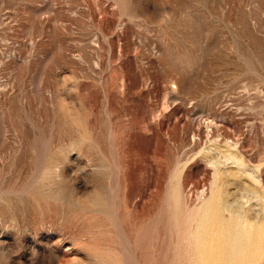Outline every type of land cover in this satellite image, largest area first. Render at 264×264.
<instances>
[{
  "label": "rangeland",
  "instance_id": "1",
  "mask_svg": "<svg viewBox=\"0 0 264 264\" xmlns=\"http://www.w3.org/2000/svg\"><path fill=\"white\" fill-rule=\"evenodd\" d=\"M0 264H264V0H0Z\"/></svg>",
  "mask_w": 264,
  "mask_h": 264
}]
</instances>
